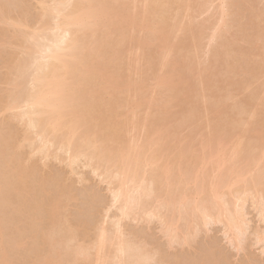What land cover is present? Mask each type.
<instances>
[{
	"label": "rangeland",
	"instance_id": "374dc122",
	"mask_svg": "<svg viewBox=\"0 0 264 264\" xmlns=\"http://www.w3.org/2000/svg\"><path fill=\"white\" fill-rule=\"evenodd\" d=\"M104 1H108L111 5L112 16L116 12L118 13L114 17H109L105 22L107 25L99 28L95 35H92L91 32H87L86 35L87 40L91 39L96 42L91 49L92 58L100 62L101 66H107L110 82L104 93V101H112V103L116 101L110 108L114 121L110 125L118 127H115L116 138L114 140L108 138V146H116L114 143L116 140L121 142L124 147L129 144L130 147H134L135 143V146H138L141 145V141L145 143L147 138L144 139V135L150 134L152 139L149 138L150 135L148 138L152 140L153 144H157L153 147H158L160 150V154H157L158 158L156 155L158 152L155 153L156 162L163 155V161H168V164L164 161L167 164H165V169L168 165L171 169L168 176H163L160 172L161 169L156 171L157 167L154 165L155 171L159 175V179L155 181L160 182L163 196L158 187L159 184L156 182L155 188L157 187L159 191L155 190L160 192V199L155 197L158 192L155 191L157 195L154 191L151 192L150 195L154 196L149 195L150 199L145 197L142 201H154L141 203L143 206L149 203L148 206L132 207L129 217H124L118 210L119 205L113 204V200H111V192L115 189L113 184L116 181L109 183L110 175L107 176V180L102 171L100 170L101 173H99L100 171L94 170L93 164L86 158L80 157L74 161L75 164L69 163V153L56 150L55 146L54 148L51 146L48 156L37 152L23 139L26 133L23 121L11 117L10 111L2 110V104L6 102L7 93L11 89L9 67L13 68L22 58L26 45L21 34L32 31V28L40 27L42 7L52 4L53 0H0V5L5 6L0 8V133L4 134V131H9L8 135L15 136L16 143L14 139L13 143L18 148L16 150L19 151L18 154L22 153L21 164L27 163V161L29 164L30 158L33 160L30 163H34V168L27 170L26 190L23 194H33L32 190L36 189L35 187L45 188L48 191L50 188L51 193L45 197L46 202H50V199L58 202L59 215L54 221H49L45 216L43 227L45 231L54 228L60 231H57L61 234L59 236H67L64 237L66 242L63 240L64 238L59 240L62 237L58 236V242L68 243V235L72 234L70 236L73 237V240L69 236L71 241L66 246L73 247L74 252L61 243L62 247L63 245L65 247H63L65 252H63V248L60 251L64 253L63 256L67 249V251L73 252V254L70 251L67 253L69 255L71 253L72 256H66L65 261L62 256L64 264H94L95 259L104 254L105 251L99 254L95 246L92 245L97 238L95 236H98L97 232L102 229V225L105 226V230L106 227L110 229L107 230L108 232L106 231L108 235L111 231L109 236L116 237L118 234L120 237L117 236V238L120 239L122 235L127 240L129 239L128 241L135 242H132V245L137 244L136 247L138 244L139 247L141 245V251L146 249L152 256L150 258L153 260L149 259L150 263L153 262L152 264H264V0ZM160 10H162L161 13H159ZM147 25L152 29L147 30ZM99 46L102 56H96ZM111 54L113 56L110 57ZM20 80L25 81L28 86L26 82L29 77L27 81ZM102 107L104 106L99 108L103 112L106 111ZM16 111L15 113L20 112L19 109ZM96 129L98 130L95 132L99 136H104L107 132L101 128ZM147 145L145 144L144 148ZM150 146V149L145 148L147 155L153 149ZM212 148L213 150L216 148L217 152ZM12 150L4 153L8 167L5 169L4 162L0 160V171H8L15 167L8 164L9 160H14L18 156V154L14 156L11 153ZM163 151L166 152H164L165 156ZM163 161L159 162L158 165L161 167L158 166V168H162ZM154 163L153 161L152 164ZM147 165L149 164L144 166L146 172L154 170V166L152 169L150 165V170ZM155 171L154 173L152 171L154 175L145 173L144 179H147V183L144 186L150 184L148 180L151 177L157 178ZM229 172L233 179L240 173V176L238 175L236 178L237 181L240 179L238 184L236 179L234 180L235 184L229 175L227 178L232 181L229 182L235 185H230V183L228 185L229 179L225 174ZM232 172H234V177ZM236 172L238 173L236 174ZM218 175H223L227 179V181L224 178L222 180H225L229 188L225 189L224 182L221 188H217L220 190H217L216 197H218L215 202L220 197L223 203L218 200L217 202L220 204L218 205L216 202L217 206L213 207L215 202L211 201L209 204V201L216 197H212L213 193L210 187ZM221 178L218 176V179L221 180ZM112 179L114 178L112 177ZM49 182L52 185H49ZM210 182L211 186H209ZM169 185H174L175 195L179 194L178 197L173 198L172 201L175 202H170V205L177 202L175 208L172 209L169 205V207L166 205L167 209L162 208L166 207L167 197L164 196L167 195L164 194L170 193H166ZM171 188L169 187V191H171L172 197L174 193L170 190ZM193 189L198 190L201 194L204 191V195L201 196L197 193L198 191ZM178 190H183L180 192L185 193H178ZM191 190L193 191L190 193ZM91 192L94 195L88 194ZM206 192L211 194L208 206H206L208 199L204 198L208 195H205ZM185 194L191 197L188 196L189 198L182 200L183 197H186ZM161 197L162 200L165 198L164 206L161 204L162 207L159 204ZM168 197L170 196L168 195ZM171 197L170 199H172ZM190 198L191 203L188 202ZM225 198L226 200L229 198L227 202H225ZM230 198L235 203L237 201L238 205L234 204ZM8 199L9 197H7ZM193 199L203 202V205L198 202L197 208L194 207L196 203ZM88 200L89 203L97 201V211L96 209L92 210L95 213L90 210L87 212L88 209L93 208L92 206L86 208V204L89 205ZM90 200L92 201L90 202ZM181 201L188 204L187 206H191L193 203L194 205L189 207V209L191 208L189 210L188 207H185L186 205L184 207L181 205ZM229 201L233 204L228 207L235 208L237 205L238 209L235 208L237 212L235 209L233 212L231 211L233 209L229 208L231 212L228 210L230 215L226 213L228 214L227 219L224 211L226 212L228 209H225V206ZM2 203L3 200H0V205ZM179 203L181 204L178 207ZM221 204H225V206L221 207L222 211H218ZM151 205L155 206V210ZM198 205H201V209L203 206L202 210L205 215L202 214L203 212L200 213L202 210ZM233 205L234 207H232ZM83 207L85 210L87 209V213L96 214L95 218L93 219L94 216H92V220H90V218H86L87 216L84 217L82 215L84 210H81ZM205 207L209 208L206 210ZM168 208L171 210L169 211ZM179 208L182 209V213ZM183 208H187L190 213ZM193 208L194 210L196 208L197 213L192 211ZM210 208L211 210L216 208L217 211L215 212L216 209H214L212 213ZM174 209L180 210L182 216ZM78 210L82 212H78ZM167 210L168 212H166ZM173 210L177 215L173 214ZM208 210L211 215L206 212ZM191 211L195 213L193 216ZM217 212H223L222 220H216V215L219 214ZM183 213L187 216H184ZM237 213L239 216L241 215L238 218L241 221L238 219L237 221L244 225L242 226L244 230L241 226V230L227 226L229 216L234 215L236 218ZM196 214L197 217L199 216L198 218L194 216ZM207 214L210 216L204 221L202 218ZM105 216L109 217L105 218ZM222 216L220 213L217 218ZM166 218H169V222L166 220L163 222ZM209 218L211 219L209 220ZM170 219L174 221L173 225L171 222L173 227L170 225ZM113 223L118 226L116 224L114 225L117 227L113 226ZM168 224L170 229L166 227ZM178 225L179 228L182 225L183 227H181L184 229L180 230L177 228ZM15 226L19 229H28L22 219L17 222L4 216L0 221V232L4 241L7 236V228L14 229ZM174 227L179 232L175 231ZM118 230L120 232L116 233ZM170 230L175 231H173L174 236H172V232H169ZM176 232L178 233L177 237ZM168 234H171V237ZM236 234L240 236L237 238ZM56 235H53L55 239H57ZM124 237L121 240L125 241ZM38 242L40 244L39 239ZM56 242H53L54 247L52 248L53 250L57 248L56 252H59L60 242L58 244ZM31 245L32 243L28 240L22 247L26 248ZM80 246H83V251L87 247L88 250L90 248L89 254L87 249L85 251L92 261L88 258L87 261L85 260L83 257L85 255L82 256L85 251L82 252ZM42 247L43 250L41 247L39 249L42 252L49 248L47 245ZM46 247L48 248L45 249ZM110 248L112 250L108 248L105 250L114 252L116 245L113 244L112 247L110 245ZM78 250L81 252L79 258L77 254L79 252L75 253ZM106 254L110 259L111 255L114 257L116 253L112 254L109 251V254L107 252L104 255ZM17 255L16 253L8 255L9 261L10 258L12 259L10 264H20L17 259L19 255Z\"/></svg>",
	"mask_w": 264,
	"mask_h": 264
},
{
	"label": "bare ground",
	"instance_id": "6f19581e",
	"mask_svg": "<svg viewBox=\"0 0 264 264\" xmlns=\"http://www.w3.org/2000/svg\"><path fill=\"white\" fill-rule=\"evenodd\" d=\"M4 7H5L4 5H0V8H4ZM111 12H112L111 5L108 3V1H104V0H53L52 4L50 3L49 5L43 6L41 16H40V27H38L39 26L38 24L37 26L38 28L36 27L32 28L31 29L32 31H29L26 34H21V36H23L26 41V45L24 47L22 58L18 61V63L13 68L9 67L10 77H11L9 79V81L11 82L9 83L11 84V89L7 93L6 102L2 104V110L8 111V112L10 111L11 117L13 116L14 119L23 121L26 127V131H25L26 133L24 134L23 139L26 140L27 144L29 143V145L32 146L33 149L36 150L37 152H41L45 154L46 156H48L47 154H48L49 149H51V146H53L52 148H54L55 146L57 148H54V149L56 150L59 149L61 151L69 153L68 155V158L70 159L69 163L71 162V164H75L74 161L78 160L80 157L86 158L88 162L93 164L94 170L96 169L98 170V172L101 170L103 175H105L106 177L110 175L111 178L108 182L110 183V182L116 181V183L113 184L115 189L114 190L111 189L112 190L111 200H113V204L119 205L118 210L122 212V215L124 217H129V214H130L129 211L130 209H132V207H135V206L137 207L141 205V203L143 204L144 201L146 202V200L142 201L145 197L147 199H150L148 198L149 195L152 194L153 191L154 193L155 191L158 192L159 189L161 188L159 184L160 182L158 183L157 181H155L156 179H159V175L157 174L156 171L161 169L160 171L161 174H163V176H168L169 173H171V169L169 165L167 166V169H165L166 168L165 164L168 161L164 160L166 163L163 161L162 152H161V155H162L161 158L159 157L160 160L157 161L158 163L156 162V159L158 158V155L160 154L159 153L160 150L158 147H157L158 150L156 147H153L157 144H153L152 140L149 139V138L152 139V136L150 134H148L147 136L144 135L143 138L144 139L145 137L147 138L145 139V143H142L144 141H141V145L138 143L139 144V145L137 144L138 146H135L136 144L135 143L134 147L133 146L130 147L131 146L130 144H129L130 146L128 145L124 147L122 146L121 142L117 140L114 141V143H116V146L114 147L108 146L109 144L107 142L108 138L110 140H114L116 138V128L115 127H118V126L110 125V123L114 122L112 120L113 115L111 114L110 108L116 101H114V103H112V101H107V102L104 101V93L107 91L108 83L110 82L108 72H107V66H101L100 62H97L96 59L92 58L91 49L93 48L96 42L91 39L87 40L86 33L91 32L92 35H95L96 31L99 28H101L102 26H106L107 25L105 24L106 20L109 17H114L118 13L116 12L112 16ZM161 12L162 10L159 11V13ZM158 16L160 17V15ZM16 24H20V23H16ZM146 28L147 30L152 29V27H149L148 25L146 26ZM99 45L101 46V43H99ZM100 46L97 47L98 53H96V56H102L101 51H100ZM111 56H113V54H111L110 57ZM26 76L27 78L25 79ZM28 77H29V80H28ZM20 79H24L26 81L28 80V82H26L28 83V86H26L25 81L22 82ZM101 106H104L102 108H104L106 111L103 112L102 109L99 108ZM17 109H19L20 112L15 113ZM101 112L102 114H100ZM96 128H101L102 130L107 131V132L104 134V136H99L95 132L98 130ZM0 130H1V124H0ZM109 131L111 132L109 133ZM8 133L9 131L8 132L4 131V134L0 133V148H1L0 160L4 162L5 169H7L8 165H7L6 160L4 159V153L9 150L14 149L12 150L11 153H13L14 156H16L19 152V151H16L18 150V148L13 143V139L14 141L16 140L15 136L13 137V135L11 134L8 135ZM149 135L150 137L148 138ZM150 143H152L153 145L151 144L150 146ZM145 144L146 145L148 144L151 148H153L151 149V151L148 150L149 151L148 155H147V151L145 150V148L148 149L149 146L147 145L148 147L146 146L144 148ZM215 149L213 151L217 152V150ZM164 152L165 151H163V153ZM155 153L156 155L158 154L157 158H156ZM165 153H164V156H165ZM20 157H22V153H19L16 159L8 161V164H11L15 167L10 168L8 171H0V196H2L0 200H3L4 204L6 203L5 205L3 203L0 205V221H2L4 216H7L11 220H15L17 222L21 221L22 219L27 224L28 229L27 228L19 229L17 226H15L14 229L7 228L8 230H6L7 236H6L5 241L3 240V237L1 236V232H0V264H10L12 259L10 258V261H9L8 255H12V253L14 254L16 253V255L17 254L19 255V258L17 257V259L19 260L20 264H64L66 256L69 255L67 253H69L70 251V250L67 251L68 250L67 249L65 256H63L64 255L63 252H65L64 245L66 246L69 243V241H71L70 235L72 234L68 235V238H67L68 243H65L66 242L65 238L67 236L66 237L63 235L59 236L60 233L58 232L60 231L54 228L45 231V228L43 227V219L45 216L48 218L49 221H54L57 218V216L59 215L58 202L55 201L54 199H50V202L49 201L46 202L45 197L46 196L48 197V194L51 193L50 188L48 191L45 188H39V187L34 186L36 189L32 190L33 194H28V195L23 194V192L26 190L25 183L27 182V170H33L34 163L32 162L30 163V161H33L30 158L29 164H28V161L27 163L24 161L25 163L21 164ZM153 161L155 162L154 164H152ZM160 161L164 162V165H163L164 168L163 166L162 168H160L161 166L158 165ZM146 164H149L147 165V167L151 165L150 166L151 168L152 166L156 165L157 168L154 166L153 167L154 170L152 171L154 173L155 168H156L155 174L157 175L155 176H157V178L151 177L148 180L150 184L148 183L149 185L146 184L144 186V184L147 183V179H144L145 173L147 174L152 173V171H150L151 170L150 167H149L150 172L145 171ZM87 166H90V165H87ZM158 166L160 167L158 168ZM233 170L234 168L232 169V171ZM101 171L99 173H101ZM94 172H97V171H94ZM153 173L151 175H154ZM232 173H233L232 176L234 177V172ZM237 173L238 172H236V174ZM239 174H237V176L234 178L235 179L238 178ZM101 175L102 174H100V176ZM229 175H230L229 178H232L230 172L228 174H225L226 178ZM218 176L221 178L223 175L222 176L218 175ZM218 176H216L217 179H218ZM112 177L114 179H112ZM223 178L224 176L221 178V180L216 179L217 182L215 179L214 181L212 180L214 182L213 183L211 181L212 186L210 182L209 186H211L210 188L213 193L212 197H216L217 190H220L217 188L218 187L221 188V185L223 184V182L225 183L224 185L227 184L225 180H222ZM106 179L108 180V177ZM235 179L232 178L233 182ZM54 180L56 181V179H53V181ZM145 180L146 182H144ZM239 180L238 181L237 179L235 180L237 181L236 182L237 184ZM229 181H231V179L228 180V185L230 183ZM50 182L48 184L52 185L50 184ZM156 182L159 184L158 185L159 189L157 187L155 188ZM231 184L233 183H230V185ZM111 187L114 188L113 186ZM169 187L170 188L173 187L170 189L172 190V193H174L172 194L173 195L172 197L170 194L171 191H169ZM227 187L229 188V186L226 185L225 189H228ZM174 188H175L174 185H171V186L169 185L168 190H166V193L168 192L170 193L164 194V195H167L164 197L168 198V199L166 198L165 206L169 205L171 206V209L175 208V204L177 202L175 204L172 203L173 205L172 204L170 205V202H175V201H172L173 198L178 197L179 196L178 193H182L180 191L184 190V189L180 191L178 190L179 192L177 191L178 192L177 193L178 196H177L175 195L176 191H173V190H176ZM155 189H157L158 191ZM225 189L223 188V191H225ZM161 190L162 189H160V192L162 193ZM193 190H191L190 193ZM194 191H198V190H194ZM92 192L88 194H93L94 192L93 193ZM160 192H158V195L155 193L157 195L155 197H159L160 199V196H161ZM203 192L202 194L199 191L197 193L203 196L204 195ZM206 194H208L207 195L208 197L204 196V198L205 200L208 199L207 205H206L208 206V201L211 199V194L209 195V193L207 192L205 193V195ZM168 195L172 199H170ZM190 195L188 196L191 197L193 194L191 196ZM162 196H163V193H162ZM188 196L183 197L182 200H184V198H187ZM7 197H9L8 200H7ZM217 197L214 198L213 200L211 199L209 201V204H211L210 203L211 201L212 203L213 201L215 202ZM204 198L202 199L205 202ZM155 199H158V198H155ZM164 199L162 200V197H161V200H160L161 203L158 200L160 206L161 204H163V201L165 203ZM218 200H220V197L218 198ZM227 200L225 198V202H227ZM230 200L232 201L231 198ZM91 201L92 200H90V202ZM150 201H154V200H150ZM150 201L147 200V202H150ZM195 201L194 203L196 204L194 205L193 203L191 206L194 205V207H196L198 202L199 204L203 205V202H200V201L195 202ZM93 202L89 203V200H88L89 205L86 204L87 205L86 208L87 207L90 208L91 206L93 208L92 209L87 208L88 209L87 212H89V210L92 211L97 208V204H96L97 201L96 202L93 201ZM188 202L191 203V198ZM216 202H215V205L214 204L212 205L213 207L217 206ZM219 202L223 203L221 200ZM232 202L230 203L229 201L228 204L226 203L227 206L223 204L225 206V209L228 208L226 212L224 211V214L229 213L230 215V212L231 211L234 212V209L237 208L236 207L238 205L237 201L236 203L235 201L233 202L234 204H237L235 208L228 207V205L230 206V204H233ZM181 203H179V205L177 204V206L179 207ZM184 203L181 204L183 205V207L186 205ZM95 204H96V207L94 206ZM187 205L185 207H188L189 209V207L191 206H187ZM223 205L221 204L220 209H218V211L219 210L222 211L221 207H223ZM144 206L141 205V207H144ZM151 206L153 207L152 209L155 210L154 208L155 206L153 205ZM167 206L166 207L161 206V207L167 209ZM198 206L200 210L203 209V206H202V209H201V205H198ZM212 206L209 205V207H212ZM158 207L159 205L157 206V210H158ZM232 207H234V205ZM205 208L206 210L208 209L207 207ZM205 208H204V211H205ZM229 208L233 210L230 211ZM171 209L168 208L169 211ZM179 209L181 210V213H182V209L181 208ZM198 209L197 211L199 213ZM214 209L211 210L210 208L212 213ZM237 209H235L236 212H237ZM81 210L82 211L84 210L83 211L84 214L82 213V215L84 217L87 216L86 218H90V220H92V216L94 215L96 216V214L92 215L93 211L91 213H87L84 207ZM168 210L166 212H168ZM174 210L176 211V209ZM183 210H186L189 212L187 208L186 209L183 208ZM195 210L194 208L192 209L193 212ZM82 211L78 210V212H82ZM175 211L173 212V214L176 212H179V211H176V212ZM192 211H191L192 216L193 214L197 213L196 211L195 213H193ZM216 211L217 209L215 210V212ZM136 212L138 213V211ZM172 212H169V213L172 214ZM188 212H186L187 215H189L190 213ZM202 212L203 210L200 211V213ZM206 212H208V214L211 215V212H209V210ZM93 213H95V211ZM181 213L179 212L180 216H182ZM220 213L222 216L223 212H220ZM90 214H91V217H90ZM202 214L205 215L204 212ZM208 214L206 215V217L202 218L204 219V221L206 218L208 219V217L210 216V215L208 216ZM219 214L216 215V220L217 219L222 220L223 216L220 218H217L219 217ZM131 215L133 216V213ZM187 215L185 214L184 216H187ZM95 216L93 217V219L95 218ZM154 216L156 217V215ZM194 216L196 218L199 217V216L197 217V214ZM227 216L228 214H226V218ZM237 216L236 218L234 217V215L229 216L230 219L227 220L228 221L227 226L229 225L231 228H235L238 230L240 229V226H241L242 230H244L243 229L244 227H242L244 225H242V223L239 222L241 221V219H238L239 217H241V215L239 216L237 213ZM100 217L103 218L102 216ZM100 217L99 219H101ZM108 217L109 216L107 217L105 216V218H108ZM200 217H202L201 214H200ZM210 219L211 218H209V220ZM237 219L239 221H237ZM165 220L166 222H169L168 221L169 218L164 219L163 222H165ZM171 222L173 225V222H174L173 219H170V225H171ZM237 222H239L240 224ZM243 222H244V219H243ZM103 223L105 222L103 221ZM116 223H113V226H116L117 225ZM172 225L171 227H173ZM102 226L104 228L101 227L102 229H99L100 231L97 232L98 236H95V238L96 237L97 238L96 240L94 239L95 241L93 242L92 245L95 246V249L97 250L99 254H101V252L103 253L104 251H105L104 254L107 252L109 254V251L112 254H115V253L116 254L114 257L113 255H111L112 257L109 255L112 258V259L111 258L109 259L107 254L106 255L101 254V257H100L99 254L95 252V254L97 253V256H99V258L95 259V263L93 262L94 264H146V263L152 264L153 263V262L150 263V260L151 261L153 260L150 258L152 256L147 252V250L144 247L142 248H144L145 250L143 251L142 249L141 251V245L140 247H139V244L137 247L135 246L137 244L132 245L135 242L132 241L133 242L132 243L131 240L128 241L129 239L127 240L122 235H121V238L124 237L125 241L123 239L122 241L121 238L120 239L117 238V236L120 237V235L118 234L116 237L109 236L111 231L109 232V235L107 234V232L110 229L106 227V230H105V226L104 225ZM168 226L169 224L166 226L167 229H170V227L168 228ZM181 226L180 228H179V225L178 227L177 226L176 227L179 228L180 230L181 229L183 230L184 228H182L183 226L182 227ZM176 227H174L176 230L174 228L172 229L179 232V230ZM55 230H56V233H58V235H56ZM166 231L168 232V230ZM173 231L170 230L169 232L170 233L172 232L173 234L175 232ZM119 232L120 231L118 230V232L116 233H119ZM177 232L175 233V235L176 234L178 235ZM53 235H56V238L58 236L62 237V238L58 237L59 240L65 237L63 239L65 240V242L59 241L60 242V245H58L60 249V250L58 249L59 252H56L57 248H55L54 250L52 248L54 247L53 242L54 241L56 242L58 240V238L55 239V236L53 237ZM169 236L171 237V234ZM172 236H174V234ZM237 236L239 237L240 235L236 234V237ZM71 238L73 240V237ZM38 239L40 240V244L38 242ZM28 240L32 243V245L30 247L23 248L22 246L26 244ZM59 242L57 241L56 243L58 244ZM61 243H64L63 245L64 248L62 247ZM113 244L114 246L116 245V250L114 252H112L111 251L112 248H110V245L112 247ZM44 245L49 246V248L46 247L45 249L48 248V250L47 251L44 250L42 252V250L44 249L42 246ZM40 247L42 248V250H39ZM82 247L80 248L82 252H84L86 249L88 250V247H87L83 251ZM62 248L64 251L61 253L60 251H62L61 250ZM68 248L72 249L73 247L71 248L69 245ZM107 248L111 250H108V251L105 250ZM89 250H88V254H89ZM145 251L147 252L146 254L143 253ZM32 253L34 254L32 255ZM75 253L78 254V258H79V254L81 252L78 250V251H75ZM86 253L87 251H85L84 254H82V256L85 255L83 256L85 260L87 258L88 259L91 258V257H88ZM62 256L64 257V261H63ZM69 256H72L71 253ZM83 257L82 259L84 261ZM147 259L149 263L147 262ZM67 260H68V257H67ZM89 260L92 261V259H89Z\"/></svg>",
	"mask_w": 264,
	"mask_h": 264
}]
</instances>
